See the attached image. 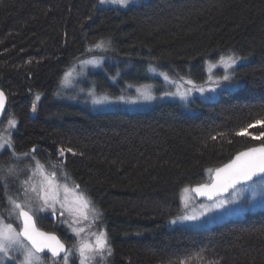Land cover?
I'll use <instances>...</instances> for the list:
<instances>
[{"label":"trees","instance_id":"16d2710c","mask_svg":"<svg viewBox=\"0 0 264 264\" xmlns=\"http://www.w3.org/2000/svg\"><path fill=\"white\" fill-rule=\"evenodd\" d=\"M101 39L111 41L104 52L112 59L88 76L111 96L152 81L151 65L202 83L208 61L247 59L235 66L239 87L194 98L191 111L165 101L95 112L58 99L64 71L103 52L87 51ZM0 89L4 119L18 121L16 151L35 147L42 161L60 148L76 153H65L64 167L101 213L111 264H264V208L209 228L168 225L182 188L209 182L207 169L264 144L252 138L264 131L255 125L264 119V0H145L124 9L98 0H0ZM249 123L248 135H235ZM47 221L37 223L57 232Z\"/></svg>","mask_w":264,"mask_h":264},{"label":"snow or ice","instance_id":"6c2138e0","mask_svg":"<svg viewBox=\"0 0 264 264\" xmlns=\"http://www.w3.org/2000/svg\"><path fill=\"white\" fill-rule=\"evenodd\" d=\"M101 5L111 4L119 6L120 8L128 7L132 0H98ZM111 41L101 39L92 45L87 51L93 50L106 51L110 46ZM103 57L94 56L91 59H84L79 62L80 68L77 71L73 66L63 75L60 81L61 86L66 87L71 78L83 73L85 66H99ZM247 59L246 57L232 55H222L216 63H209L207 71L209 72L208 80L205 82L212 87H204L196 85L195 81L185 76H179L176 79L169 77L167 73H159L163 79L174 86L175 91L163 93L164 96L178 97L181 100H187L193 92H199L204 95L205 92H216L217 88L224 85L225 88L239 87V83L234 79L235 66L238 61ZM223 67L225 74L220 77H214L212 69ZM150 71L155 69L150 68ZM137 97L135 99H126L123 96L111 98L107 95H96L94 91H89L88 96L91 98L93 105H104L107 103L123 102V103H141L151 102L156 99L150 86H142L137 88ZM7 97L3 91H0V118L3 117L6 111ZM40 100V95L37 94L32 101L31 112L38 111L37 102ZM18 121L14 116H10L7 120V127L0 130V150H9L10 159L20 160L21 158H30L34 161V166L29 169L30 175L19 182V188L16 189L15 194L10 191L9 177H17L16 169L8 167L3 169L0 165V171L6 172V175H0V184L3 187V198L8 205L7 218L0 215V264H44L41 253H50L53 264H59V260L63 264H76L72 259L73 256H78L79 264H100L106 256L112 255V248L110 243L109 233L103 228L97 231H90L88 238H83L82 233L84 228L72 227V232L76 236V243L72 247H67L61 239L52 232L42 231L37 227L38 213L51 210L53 216L56 214L57 205L61 209L67 208V194L72 192L74 194L73 204L75 207L67 208L69 212H76L87 220L88 213L92 214V222L95 223L101 217V213L95 208L93 202L88 197L87 193L80 190V185L75 184L69 187L67 183H59V166L63 161H58L57 164L51 165L52 171L44 163H41L33 155L36 148L33 147L28 152L17 153L15 150L14 141L12 140L13 131L17 127ZM255 125L264 127V119L255 120ZM253 124L249 123L246 127H241L235 132V135H248V129L252 128ZM223 136L224 134H219ZM217 137L213 136L212 139ZM253 139L260 140L264 138V131H261L258 136H253ZM66 152L73 155L76 153L71 147L58 149V155L63 157ZM210 183H204L195 187H184L181 189V201H186V196L189 192H194L198 196L207 197L208 200L213 201L212 204L201 207H206L207 211L211 213L215 209L224 208L225 202L223 200L216 202V197L221 193L228 192L229 189L237 190V185H242L245 188L257 181L259 178L261 184H264V144L259 147H251L246 151L238 152L228 163L223 167L216 169H207ZM65 180L68 179L67 174H64ZM61 190L65 193L61 199ZM230 201L229 203H234ZM235 211V209H232ZM63 215V212H61ZM199 217L197 215H183L177 217L171 223L184 221H196ZM78 221L73 220L71 223L76 224ZM139 234V233H138ZM99 257V261L97 260ZM180 264H185V261H180ZM218 264V262H213Z\"/></svg>","mask_w":264,"mask_h":264},{"label":"rangeland","instance_id":"374dc122","mask_svg":"<svg viewBox=\"0 0 264 264\" xmlns=\"http://www.w3.org/2000/svg\"><path fill=\"white\" fill-rule=\"evenodd\" d=\"M143 1L145 0H132V3L129 6L138 5L142 3ZM98 4L100 7L120 8L119 6L111 5V4L101 5L99 2ZM121 9H124V8H121ZM105 52L103 51L101 53H97L96 55L80 57V59L74 61L70 66H68V68L64 71V73L68 71L70 68H72L73 66H75L77 71H79V68H80L79 62L81 60L91 59L94 56L103 57L99 66H96V67L85 66L83 73L78 76L74 75V77L71 78V82L66 87L61 86L59 82V86L57 90L58 99H61L66 102L84 104L87 107H89L92 111H95V112H105V111H112V110H126V111L145 110V109L151 108L157 103H161L165 101L177 102L181 104V106L185 110L191 111L189 108V104L194 98H199L202 100H212V99H215L217 95L219 94V92L225 88L224 85H221V87L217 88L216 92H205L204 95H201L199 92H193L188 97L187 100H181L178 97L164 96L163 93L169 92V91H175V88L173 85L167 83L161 75H159V73H167V72H164L161 69L155 67L154 65H151L148 68V74L153 79L152 81L145 82V83L138 84V85H128L126 86V88L120 95H116V96H111L107 93H99L96 90L95 82L89 78L88 73L100 69L105 61L112 59L111 57L105 55ZM218 60L219 58L215 61L207 62L206 64L207 77L204 80V82L196 83V85L204 86L206 88L214 86V85L207 84L205 82L208 80V76H209V72L207 71L208 64L216 63ZM241 61H244V59ZM241 61H238V63ZM150 68L155 69V71H150ZM167 74L172 79L177 78V76H174L169 73ZM212 74L214 75V77H220L225 74V70L223 67H217V68L212 69ZM63 75L61 79L63 78ZM115 80H116L115 78L112 79V82H115ZM142 86H150V90L152 94L157 98L152 100L151 102H141V103L115 102V103H107L104 105H93L91 103V98L88 96V92L91 90V91H94L96 95H107L111 98L123 96L126 99H135L138 95L136 91L137 88H140ZM229 88L231 89L234 87H229ZM9 117L10 116L3 119V121L0 124V130H3L7 127V120L9 119ZM28 151H25V152H28ZM16 152L22 153L19 151H16ZM5 153H6V156H5ZM57 153H58V150H57ZM33 155L35 156L37 160H39V158L35 154ZM1 156H4L0 160L1 162L0 165L3 166V169L12 167L16 169L18 173L17 177L8 178L9 184H10V191L13 194H15L16 189L19 188V182L23 181L27 177V175H30L29 169L31 166H34V161H32L30 158H21L20 160H16L14 158L10 159L9 150H0V157ZM61 160L63 161V157H60L58 154H56L54 159H52V157L47 155L45 156V161H42V160H39V161L41 163H44L46 167H48L49 171H52L53 169L51 165L57 164V162ZM58 171L60 173L59 178H58L59 183L61 184L67 183L70 188L73 187L75 184H77L75 179L71 178L66 172L64 163H62L59 166ZM65 173L67 174V177H68L67 180H65V176H64ZM0 175H6V172L0 171ZM256 181L257 182L255 184H252L247 188H245L242 185H238L237 190L235 191L231 190L226 195L216 197V202L219 203V201L223 200L225 202V206L224 208L215 209L211 213L207 211L206 207H201V206L210 205L213 203V201L198 200L193 194V192H189L187 194H184L186 196V201L182 202L180 199L182 193L180 192V195H179L180 213L170 218V220L168 221L169 227L183 226V227H192L196 229L209 228L213 225L222 223L229 219L240 218L247 211H256V210L264 208V184H261V182L259 181V178H257ZM60 196H61V199L64 198L65 193L63 192V190H61ZM73 199H74V194L72 192H69L67 194V208L75 207V205L72 203ZM230 201H235V202L229 203ZM67 208L61 209L60 206L57 205L55 216H53L51 210L37 214L38 216L37 220L39 219L44 220V221L48 220L47 222H49L52 229L59 232L61 238L66 242L67 247H72L73 244L76 243V240H77L76 236L73 234L71 230L72 227L84 228L85 231L81 234L83 238H88L90 231H97L100 228H103L104 230H106L105 224L101 217L100 219L95 221V223H93L92 218H91L92 217L91 212L88 213L89 218L85 220L78 213L69 212ZM7 209H8V205L6 203V200L3 198V187H2V184H0V215H3L5 218H7ZM232 209H235V211H232ZM61 212H63V215H61ZM183 215H197L199 219L196 221H184V222H180L179 220H177L176 223H171V221L176 220L177 217H180ZM73 220H77L78 222L76 224H72L71 222ZM41 256H42L44 264H53L50 254L41 253ZM72 259L76 261V264H79L78 256H73ZM97 260L99 261V257H97ZM111 263H112V255L106 256L105 259L100 262V264H111ZM59 264H63V261L59 260Z\"/></svg>","mask_w":264,"mask_h":264},{"label":"water","instance_id":"95a60500","mask_svg":"<svg viewBox=\"0 0 264 264\" xmlns=\"http://www.w3.org/2000/svg\"><path fill=\"white\" fill-rule=\"evenodd\" d=\"M0 91H3L2 89H0ZM6 96V95H5ZM6 107H7V100H6ZM5 113H6V111H5ZM5 113H4V115H3V117L2 118H0V124H1V122L3 121V119H4V117H5ZM259 146H261V144H259V145H254V146H251V147H259ZM251 147H248V148H251ZM248 148H246V149H243V150H241V151H246ZM37 149V148H36ZM241 151H239V152H241ZM238 153V152H237ZM237 153H235L233 156H232V158L237 154ZM229 161H227L226 163H228ZM226 163H224V164H226ZM224 164H222V165H220V166H218V167H216V168H219V167H223V165ZM215 168V169H216ZM255 179H257V178H255ZM206 183H210V181L209 182H206ZM201 184H204V183H201ZM198 185H200V184H198ZM195 186H197V185H194V186H192V187H195ZM238 186V185H237ZM191 187V188H192ZM232 189H229L228 190V192H224V193H221L219 196H222V195H226V194H228L230 191H231ZM193 194L195 195V197L198 199V200H208V198L207 197H204V196H198L196 193H194L193 192ZM218 196V197H219ZM37 227H38V225H37ZM39 228V227H38ZM41 229V228H40ZM42 231H45V232H51V231H46V230H43V229H41ZM52 233H54L55 235H57L55 232H52ZM58 236V235H57ZM59 237V236H58ZM60 238V237H59ZM62 241V240H61ZM63 242V241H62ZM64 243V242H63ZM46 253V252H45ZM47 254H50V253H47ZM51 255V254H50Z\"/></svg>","mask_w":264,"mask_h":264},{"label":"flooded vegetation","instance_id":"af4514ba","mask_svg":"<svg viewBox=\"0 0 264 264\" xmlns=\"http://www.w3.org/2000/svg\"><path fill=\"white\" fill-rule=\"evenodd\" d=\"M40 228V227H39ZM42 229V228H41ZM44 230V229H43ZM51 232H54V231H51ZM59 237H60V239L64 242V244L66 245V242L61 238V236H60V234H59V232L57 233V232H55Z\"/></svg>","mask_w":264,"mask_h":264}]
</instances>
